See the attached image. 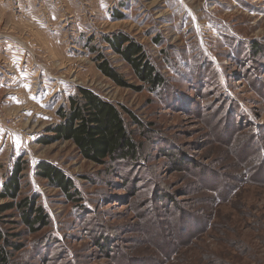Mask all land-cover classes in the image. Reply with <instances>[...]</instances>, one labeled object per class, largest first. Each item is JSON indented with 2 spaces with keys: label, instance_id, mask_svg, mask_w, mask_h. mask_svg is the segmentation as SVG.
<instances>
[{
  "label": "rangeland",
  "instance_id": "1",
  "mask_svg": "<svg viewBox=\"0 0 264 264\" xmlns=\"http://www.w3.org/2000/svg\"><path fill=\"white\" fill-rule=\"evenodd\" d=\"M115 33L143 46L173 94L142 86L103 42ZM230 37L264 49V0H0V191L19 163L20 198L49 217L29 233L2 215L21 245L13 264H264V168L244 166L264 146V57H236ZM99 55L126 87L99 71ZM78 88L142 122L152 143L130 129L143 159L106 172L69 141L39 143ZM41 161L73 181L78 202L37 177ZM181 162L202 166L204 183ZM224 187L231 196L215 201Z\"/></svg>",
  "mask_w": 264,
  "mask_h": 264
},
{
  "label": "trees",
  "instance_id": "2",
  "mask_svg": "<svg viewBox=\"0 0 264 264\" xmlns=\"http://www.w3.org/2000/svg\"><path fill=\"white\" fill-rule=\"evenodd\" d=\"M228 41L230 48L234 49V53L238 58H244L246 51V57L252 56V58H255L259 55L264 57V49L257 41H252L249 45L247 43L249 49L245 47L246 43L242 40L230 37ZM103 42L107 43L114 53L128 64L137 80L150 93L173 94L174 88L170 87L168 79L161 73L154 60L145 54L143 46L123 33L105 36ZM159 42L161 41L156 40L154 43L157 45ZM97 62V67L104 76L117 86L126 87V83L123 82L122 78L104 57L99 55ZM191 77L194 78V76ZM203 78L205 77L200 76V80ZM204 83H199L201 88ZM56 115L59 119L58 123L47 130L50 136H42L39 143L48 145L55 141H69L75 146L82 159L98 166H107L106 172L112 170L119 172L124 165H129V168H131L143 159V146L142 142L137 140V135L145 138L147 143H152V139L148 136L149 131L145 130L142 122L132 112L123 106H116L103 100L88 89L78 88L75 94L69 96L68 106H60L56 111ZM232 116V120H235V118L241 120L242 118L237 111L234 112L233 110ZM128 119L130 120L128 121ZM232 120L229 125L232 124ZM134 125L139 127L138 134L135 130L130 129ZM242 126L243 122L239 121L238 126H235V128L238 131L239 127ZM225 131L224 126L223 134ZM253 152L254 150L246 153L247 165H243L247 167V173L256 170V167L248 166L249 163L256 165L257 168H264V146L259 145L257 152ZM255 158L257 159L254 160ZM181 163L184 165V170H182L184 173H187V171L191 172L192 175L194 173L195 177L198 175V182L204 183V176L201 174L203 173L202 166H193L187 162ZM25 169L24 166L16 162L0 191V200H7L0 204V264H13L12 251L19 250L21 246L16 241H10L11 237L16 236L7 234L1 229L2 215L11 211L15 212L12 215L18 214L19 222L17 223L26 227L29 233H36L49 224V217L45 214L43 208L37 204L36 197L20 198L21 180L23 178L21 173ZM36 175L47 181L50 187L57 188L72 203L80 200L79 192L73 181L62 170L52 164L45 161L39 162L36 165ZM229 188L226 187L224 193H220L214 188L212 195L215 201L220 202L224 199L227 201L231 196ZM169 197L167 194L157 195L160 200L167 201ZM167 257L172 258V255L167 254Z\"/></svg>",
  "mask_w": 264,
  "mask_h": 264
}]
</instances>
